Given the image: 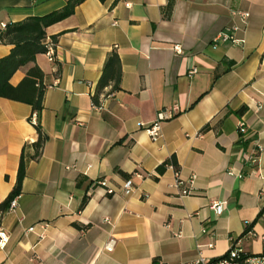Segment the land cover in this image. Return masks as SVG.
<instances>
[{
    "label": "crops",
    "instance_id": "0c3cea01",
    "mask_svg": "<svg viewBox=\"0 0 264 264\" xmlns=\"http://www.w3.org/2000/svg\"><path fill=\"white\" fill-rule=\"evenodd\" d=\"M66 1L0 0V26ZM240 11L249 13L246 21ZM231 24L244 42H214ZM45 31L47 40L56 36L52 60L45 52L35 56L45 74L36 120L46 139L41 155L27 162L16 208L0 217L8 235L0 264H187L220 257L234 242L260 251L264 0H83ZM10 49L0 42V57ZM112 50L121 88L107 93L105 86L94 104ZM32 64L18 68L10 83ZM162 108L173 115L153 140L142 124ZM31 114L29 104L0 97V202L15 184L23 144L37 138ZM251 154L258 156L254 164L245 159ZM171 156L178 171L169 164L158 172ZM116 168L129 174V192ZM99 178L115 192L94 184ZM213 200L225 201L220 214L210 208ZM110 236L115 244L106 251Z\"/></svg>",
    "mask_w": 264,
    "mask_h": 264
},
{
    "label": "trees",
    "instance_id": "16d2710c",
    "mask_svg": "<svg viewBox=\"0 0 264 264\" xmlns=\"http://www.w3.org/2000/svg\"><path fill=\"white\" fill-rule=\"evenodd\" d=\"M83 0H67L66 3L56 10L39 16H29L19 21L8 22L0 31V42L11 44L8 54L0 57V97L27 103L31 106L32 112L38 114L43 109V98L46 89L44 82V72L35 63V56L38 53H44L50 43L56 44V36L53 35L50 40L46 39V27L57 22L71 13L75 7ZM171 4L169 3L165 15L169 14ZM32 62L33 64L26 70L21 80L13 85L9 79L11 75L20 67ZM121 79L120 59L115 50L107 55L102 70L97 81L95 90L92 94L94 104L99 103V95L105 86L110 85L107 93L119 90ZM246 107L241 106L237 113L241 114ZM31 121V117H29ZM37 131V138L31 143L23 144L18 162L16 181L3 201L0 202V210H4L9 201L21 193L22 181L25 176L26 165L29 160L37 159L41 155L42 146L46 139L39 122L34 124ZM210 128V124H205L201 130ZM172 165L175 171H178L177 162L174 156L163 161L158 167V172H163L167 165ZM124 179L129 178V174L116 168ZM87 201V195H84L80 202L82 207ZM251 225L250 222L245 224V230ZM221 257V256H220ZM219 257L211 260H216Z\"/></svg>",
    "mask_w": 264,
    "mask_h": 264
},
{
    "label": "built area",
    "instance_id": "2783aa9c",
    "mask_svg": "<svg viewBox=\"0 0 264 264\" xmlns=\"http://www.w3.org/2000/svg\"><path fill=\"white\" fill-rule=\"evenodd\" d=\"M243 21H246L249 13L247 11H240L238 12ZM5 27V24H1L0 31ZM239 30V26L235 24H231L229 26H226L223 28L213 39L214 42L218 41H229L234 44H242L244 42V38L237 36V31ZM50 40V39H49ZM54 46L52 43H50L47 47L46 54L50 60L54 57ZM173 50L177 53L181 52V48L179 45H174ZM196 71L195 67H192L188 71V75L194 73ZM173 115V108H162L157 111L155 119L149 123V124H142L145 131L149 134L151 139L156 140L161 135V122L170 118ZM31 122L33 124L37 123L36 120V112H32L31 114ZM244 123L239 122L237 124V131L242 133L244 132ZM245 159L247 162L254 164L258 160L257 154H251L245 156ZM228 173H233L232 169L228 170ZM240 176V174H238ZM194 180V175L192 174L188 178V182L192 183ZM177 184H181L182 180L176 179ZM94 184L98 186H102L105 188L106 193L113 194L115 190L110 187L107 183V181L104 178H99L95 180ZM133 187V184L130 180V178L125 179L122 185V190L124 192H129ZM17 206V196L13 197L9 203L8 206L4 210H0V217L5 211L14 210ZM210 208L216 213L220 214L225 206V201L223 200H213L209 204ZM178 235V234H177ZM258 237L261 241V249L258 252H252L248 253L245 250H243L236 242L232 243L227 252L219 257L216 260H211L208 258H205L203 256H199L192 260L191 262L187 264H264V229L263 231L258 234ZM8 240V235L6 232L0 228V246H4ZM115 244V238L113 236H110L108 240L104 244V250L111 251Z\"/></svg>",
    "mask_w": 264,
    "mask_h": 264
}]
</instances>
